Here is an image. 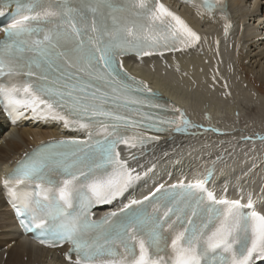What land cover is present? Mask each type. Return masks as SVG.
Here are the masks:
<instances>
[{
	"label": "snow or ice",
	"instance_id": "1",
	"mask_svg": "<svg viewBox=\"0 0 264 264\" xmlns=\"http://www.w3.org/2000/svg\"><path fill=\"white\" fill-rule=\"evenodd\" d=\"M184 3L218 12L227 32L225 0ZM13 4L0 25V109L13 122L30 111L86 133L40 145L3 179L25 233L46 247L70 244V264H264V188L241 186L233 200L225 188L218 199L206 187L214 168L93 219L94 206L125 197L155 167L136 171L120 145L143 148L160 139L148 132L196 127L130 76L123 58L194 48L197 33L161 0H2L0 15Z\"/></svg>",
	"mask_w": 264,
	"mask_h": 264
},
{
	"label": "bare ground",
	"instance_id": "2",
	"mask_svg": "<svg viewBox=\"0 0 264 264\" xmlns=\"http://www.w3.org/2000/svg\"><path fill=\"white\" fill-rule=\"evenodd\" d=\"M183 12L201 36L196 47L165 53L163 57L126 61L128 70L139 81L160 93L167 105L179 108L196 125L187 133L158 135V141L148 144L152 146L127 148L125 156L129 160L140 155L131 165L136 171L142 168L135 164H144L142 173L155 166L138 181L139 189L148 194L160 184L196 180L214 168L211 183L220 197L225 188L233 196L241 186L260 193L264 188V141L260 139L264 136V17L259 9H250L249 0H229L226 32L221 18L207 21L204 26L195 19L196 14ZM133 62L140 65L132 66ZM26 116L33 122L28 128L8 126L9 139L0 147V165L42 142L74 135L65 130L62 121L37 119L30 111ZM220 144L224 151L213 157L206 155L207 151L218 150ZM185 162L188 164L182 168ZM0 222V237L7 240L5 251L1 248L6 243H0V264H63L58 251L44 250L20 234L5 209L1 192Z\"/></svg>",
	"mask_w": 264,
	"mask_h": 264
},
{
	"label": "rangeland",
	"instance_id": "3",
	"mask_svg": "<svg viewBox=\"0 0 264 264\" xmlns=\"http://www.w3.org/2000/svg\"><path fill=\"white\" fill-rule=\"evenodd\" d=\"M176 71L179 72L180 75H183V72L179 71V69H177ZM37 126H38V125H37ZM25 128H28V126H25ZM222 148H223V149H222ZM221 151H224V146L220 144V145H218V150L207 151V152H206V155H207L208 157H213V155L217 154L218 152L220 153ZM246 153H247V151H246ZM249 154H251V153H249ZM258 155H259V154H257L256 156H258ZM235 156H236V155H235ZM235 156H234V157H235ZM229 157H231V155H229ZM229 157H227V158H223L221 162H223V163L226 162V161L229 159ZM203 158H206V157L204 156ZM258 158H259V160H260V157H258ZM232 160H233V159H232ZM262 162H264V159L261 161V163H262ZM194 163H197V161H194ZM198 163H200V162H198ZM187 164H188V163L185 162V163L183 164L182 168L185 167V166H187ZM182 168H179V170H181ZM217 169H218V168H217ZM258 178H259V177H258ZM259 179H260V178H259ZM263 179H264V178L262 177L261 180H263ZM246 180H247V179H246ZM248 187H250V186H248ZM243 188H244V190L247 191V192H248V191H249V192H253L254 195H259V194H260L259 192L257 193L255 189H250V190H249V188L246 189L244 186H243ZM255 188H256V187H255ZM0 223H1V222H0ZM0 227H1V226H0ZM2 233H3V232L0 230V236L2 235ZM1 241L4 242V243H6L5 246L3 245V247L1 248V249H3V251H5V250L7 249V248H6V246H7V240L4 241V240L1 239V237H0V243L3 244ZM4 248H5V249H4ZM1 251H2V250H1Z\"/></svg>",
	"mask_w": 264,
	"mask_h": 264
}]
</instances>
